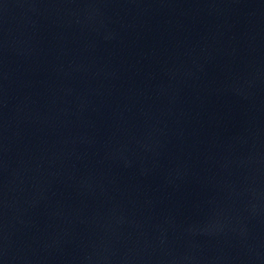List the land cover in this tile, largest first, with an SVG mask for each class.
Instances as JSON below:
<instances>
[{
	"label": "water",
	"instance_id": "1",
	"mask_svg": "<svg viewBox=\"0 0 264 264\" xmlns=\"http://www.w3.org/2000/svg\"><path fill=\"white\" fill-rule=\"evenodd\" d=\"M0 264H264V0H0Z\"/></svg>",
	"mask_w": 264,
	"mask_h": 264
}]
</instances>
